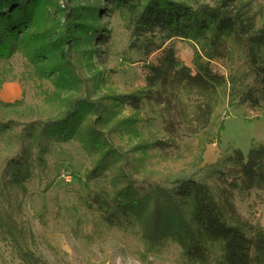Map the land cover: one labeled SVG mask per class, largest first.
I'll return each mask as SVG.
<instances>
[{
    "label": "trees",
    "instance_id": "obj_1",
    "mask_svg": "<svg viewBox=\"0 0 264 264\" xmlns=\"http://www.w3.org/2000/svg\"><path fill=\"white\" fill-rule=\"evenodd\" d=\"M114 17L128 33L123 60L137 56L146 70L144 86L125 93L99 63ZM175 40L191 46L193 67L177 57ZM11 80L36 101L27 103L24 88L21 99L0 96V241L22 263L48 264L26 212L30 184L47 193L58 147L75 142L89 161L83 183L97 184L85 205L109 228L136 230L147 251L176 244L179 264H264V225L236 202L264 197V143L200 167L221 139L223 101L264 109V5L0 0V93ZM188 137L199 138L198 167L153 168L154 159L180 156Z\"/></svg>",
    "mask_w": 264,
    "mask_h": 264
},
{
    "label": "rangeland",
    "instance_id": "obj_2",
    "mask_svg": "<svg viewBox=\"0 0 264 264\" xmlns=\"http://www.w3.org/2000/svg\"><path fill=\"white\" fill-rule=\"evenodd\" d=\"M257 1L264 5V0ZM108 26L112 29V37L109 44L102 48L99 63L101 68L107 71L109 84L120 93L144 86L146 70L137 61L138 57H131L133 63L123 60V52L128 45V33L115 17ZM172 44L177 57L193 67L191 46L179 40L173 41ZM159 55L157 53L151 59H156ZM17 67L16 75L22 71L20 65ZM213 67L221 74L227 73V66L223 62H214ZM6 84L20 88V97L17 99H21L24 88L27 91V103L36 102L28 86L22 88L17 80ZM12 90L14 89H10V93ZM217 114L215 129L217 131L223 124L224 130L220 141L208 146L201 168L224 158L233 149L248 154L253 147L264 143V109L253 110L245 105L229 108L227 101H223ZM2 146L0 142V149ZM201 157L199 138L188 137L182 141L180 156L174 154L168 160L160 157L154 159L153 168L178 174L182 169L197 166ZM87 168L89 161L77 143L62 144L52 160L51 178L54 185L51 189L42 194V188L37 181L30 184L26 212L35 236L37 252L47 263L179 264L180 248L176 244L171 243L167 247L147 251L136 230L124 232L109 228L102 222L98 213L88 210L84 197L88 190H95L97 184L83 183ZM68 175L72 176L70 181L66 180ZM236 202L245 218L254 224L264 225V197L261 194H254L247 200L237 199ZM0 264L24 263L16 257L10 246L0 241Z\"/></svg>",
    "mask_w": 264,
    "mask_h": 264
},
{
    "label": "crops",
    "instance_id": "obj_3",
    "mask_svg": "<svg viewBox=\"0 0 264 264\" xmlns=\"http://www.w3.org/2000/svg\"><path fill=\"white\" fill-rule=\"evenodd\" d=\"M14 89L12 90V93H10V89ZM20 93H21V90L19 87H10V85L8 84H5L3 90H2V93H1V97L4 101H12L13 99H17L20 97ZM16 94V95H15ZM11 95H15L14 97H10L9 99L7 97L11 96Z\"/></svg>",
    "mask_w": 264,
    "mask_h": 264
},
{
    "label": "built area",
    "instance_id": "obj_4",
    "mask_svg": "<svg viewBox=\"0 0 264 264\" xmlns=\"http://www.w3.org/2000/svg\"><path fill=\"white\" fill-rule=\"evenodd\" d=\"M72 179V176L68 175L66 176V180L70 181Z\"/></svg>",
    "mask_w": 264,
    "mask_h": 264
}]
</instances>
